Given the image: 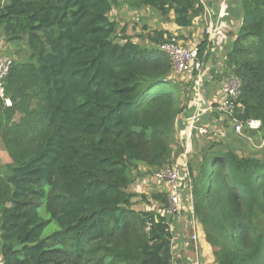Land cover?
I'll list each match as a JSON object with an SVG mask.
<instances>
[{"label":"trees","instance_id":"obj_1","mask_svg":"<svg viewBox=\"0 0 264 264\" xmlns=\"http://www.w3.org/2000/svg\"><path fill=\"white\" fill-rule=\"evenodd\" d=\"M124 1L180 27L202 11L200 0ZM239 1L241 25L211 76L238 78L235 117L259 119L260 130L245 133L260 142L264 0ZM114 2L0 0L5 45L29 52L4 79L11 105L0 98L10 159L0 167V264H170L172 235L158 211L167 195L131 185L174 163L183 148L176 117L191 96L180 76L169 78L160 45L171 33L151 32L148 47L133 41L109 16ZM212 46L204 37L198 56ZM229 135L243 140L232 127ZM234 141L210 143L189 164L193 214L212 264H264V151L245 155ZM136 196L149 208L135 209ZM50 221L58 228L43 236Z\"/></svg>","mask_w":264,"mask_h":264},{"label":"crops","instance_id":"obj_2","mask_svg":"<svg viewBox=\"0 0 264 264\" xmlns=\"http://www.w3.org/2000/svg\"><path fill=\"white\" fill-rule=\"evenodd\" d=\"M239 0H200L202 11L193 19V23L188 27H180L173 25V29L171 27H163L168 31H173L172 34L176 35L183 43L185 44H198L204 37L203 29L208 22H212L213 24H217V20L215 17L219 18L218 28L216 30V39L212 42V48L207 50L209 57L205 60V68L203 70V75L201 78V101H199V110L203 111L200 117V121L203 124L208 125V127L212 130V134L209 135H197V133L192 132L190 136V145H189V155H188V166L194 170V168L198 165L199 158L201 155V151L203 148L207 147L210 143L218 141L217 132L219 130L217 127L220 126L225 130H230L229 127H224V120H227V123L231 125V121L222 115L218 110L212 109L205 111V108L208 104L214 102L217 98L220 89V83L225 79L217 80L219 83L218 89H213L212 86H208L211 84L213 71L211 69L220 68L222 65V60L224 58V54L226 51V47L228 43H231L234 40L235 34L237 33L240 25H241V15L242 11L239 6ZM146 31V30H145ZM140 36V35H139ZM142 37V36H140ZM133 38V37H132ZM143 45V44H141ZM150 46V45H149ZM206 52V53H207ZM221 54L222 57H221ZM217 56L219 59H216ZM206 57V56H205ZM222 73V70H221ZM184 77V76H183ZM188 77V76H186ZM184 79V78H183ZM191 78H188V80ZM193 81V79H191ZM194 85H191L189 96H191V100L187 103L186 107L177 115L176 119V140L177 143L182 144L185 138L189 134V126L188 123L191 119V115L196 108L195 102V82ZM232 126V125H231ZM239 141L241 139H238ZM243 152L244 148H238ZM174 163H177L179 167L180 174H184L183 165L180 158H178V154L175 156ZM132 191L136 193H144L149 196L152 192H162L167 193V185L165 182H158L151 177H141L136 178L133 182ZM188 184L186 179L182 182V193L183 200L181 203V216L178 220L173 219L170 224L171 235L174 241V247L177 249L180 242L184 239L189 232L184 228V221L193 214V197L192 199L189 197L190 194ZM147 206V205H146ZM147 208H149L147 206ZM157 208V205L154 206ZM158 211L162 214H165L164 209H158ZM168 220L171 217L168 214H165ZM197 221V220H196ZM196 232H197V244L191 245L185 252L184 256L176 262V264H212L214 261V256L212 253L211 246L205 240V234L201 224L196 222ZM172 250V249H171Z\"/></svg>","mask_w":264,"mask_h":264},{"label":"built area","instance_id":"obj_3","mask_svg":"<svg viewBox=\"0 0 264 264\" xmlns=\"http://www.w3.org/2000/svg\"><path fill=\"white\" fill-rule=\"evenodd\" d=\"M215 19L217 20L216 25L212 22H208L203 29L205 37L211 42L216 39V30L218 28L219 18L215 17ZM160 48L168 55L172 62L173 71L169 78L176 80L177 76H180L182 79L188 76V78L194 79L195 102L197 101L196 108L188 123L189 134L182 142L183 148L178 154V158L182 161L184 174H180L177 163L167 164L153 174V179L158 182H165L167 185V206L165 208V214H168L171 217L170 220H167L168 229L171 232V221L173 219L178 220L181 216L183 180L186 179L189 190H191L192 187L191 175L188 168L190 136L192 132L197 133V135H209L212 134V130L208 125L201 123L200 117L203 111H200L198 108V102L201 101V89H203L201 86V78L205 68V56L207 53L204 52L202 58H200L198 56V44H185L181 40H178L175 35H171L160 45ZM12 61L13 60L9 56L0 52V98L4 101L6 106H10L11 101L5 96L4 79L10 71ZM238 96L239 80L234 75H230L220 83V89L216 100L208 104L205 111L212 109L218 110L222 115L226 116L229 121H231V127L235 135L241 137L244 141L252 142V138L245 133V130L258 131L260 130L262 123L259 119L250 118L239 120L235 117V109L239 106L237 102ZM260 146L264 150V139L260 143ZM189 197L192 199L191 191ZM196 222L194 215H190V217L184 221V228L189 231L186 232L189 234L184 237L178 248H175V250L173 249L174 241L171 237L170 250H172L170 264H176V262L184 256L186 250L191 245L197 244Z\"/></svg>","mask_w":264,"mask_h":264},{"label":"rangeland","instance_id":"obj_4","mask_svg":"<svg viewBox=\"0 0 264 264\" xmlns=\"http://www.w3.org/2000/svg\"><path fill=\"white\" fill-rule=\"evenodd\" d=\"M4 1V0H3ZM111 18H113L118 27L125 26V33L132 36V40L136 41L139 44H143V46L148 47L151 45V43L147 42L145 39L149 38L151 36V32L155 30H166L163 29V27H171L173 29V23L170 20H165L162 18V16L155 10L149 7H144L141 8L140 10L134 9L132 7H129V5L124 1V0H116L114 2L113 7L110 11ZM170 18H172V15H170ZM172 20V19H171ZM176 26V25H175ZM173 27V28H172ZM146 30V31H145ZM168 31V30H167ZM170 32V31H169ZM173 31H171V35ZM142 37H140V36ZM145 36V37H144ZM176 36V35H175ZM177 37V36H176ZM178 38V37H177ZM178 40H180L178 38ZM0 52L6 54L9 56L12 60L17 58V56H21V59H25L27 55L29 54L28 50H22L20 51V54L17 52L13 51L11 47H9L7 44L5 45L3 37L1 36L0 33ZM223 54H221L222 57ZM216 59H219L217 56ZM217 78V77H215ZM184 83L182 87L184 88L187 92V94L190 93V88H191V83L193 85V82L191 79L188 80V77L181 79ZM208 86H212V88L218 89L219 88V83L218 81H211V84ZM187 89V90H186ZM224 127H229V131L223 129L222 127L218 126L217 128L219 130H216L215 133L217 134L218 142L220 141H234L233 138L229 135L231 131V125L227 123V120H224ZM4 124V120L2 121L1 125ZM259 131V130H258ZM252 142H244L243 140H235V146L238 148H244L243 152L239 149L238 152L243 153L245 155H252L259 157L263 153V149L260 146V143L262 142L263 139H260V142L258 140H255L253 137ZM9 156L7 154V151L4 149L3 144L1 143L0 140V167H3L4 164H6L9 161ZM133 184L131 185V190L133 189ZM141 198L136 196L134 200H137V204L135 205V209H147V206L143 200H140ZM39 212L44 218H47L48 216L45 214L43 209H39ZM58 226L55 222L50 221L44 232L43 236L48 235L50 232L53 230L57 229Z\"/></svg>","mask_w":264,"mask_h":264}]
</instances>
